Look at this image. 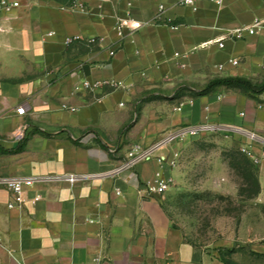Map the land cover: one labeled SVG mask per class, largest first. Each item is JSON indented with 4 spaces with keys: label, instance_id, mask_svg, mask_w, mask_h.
Instances as JSON below:
<instances>
[{
    "label": "crops",
    "instance_id": "crops-1",
    "mask_svg": "<svg viewBox=\"0 0 264 264\" xmlns=\"http://www.w3.org/2000/svg\"><path fill=\"white\" fill-rule=\"evenodd\" d=\"M14 1L17 7L0 13V150L24 143L20 152H0V176L95 177L34 186L24 197L40 199L20 209H8L12 198L0 189V264H206L160 197L138 192L159 169L157 156L172 177L174 145L115 176L106 173L133 145L147 147L180 126L209 123L264 136V92L220 86L197 94L219 78L264 81V0H202L195 12L178 0H83L84 13L63 0ZM159 5L165 11L157 18ZM118 21L139 27L118 35ZM256 23L253 35L231 38ZM75 36L97 43L66 46ZM81 80L106 84L75 92ZM229 135L259 159L256 201L263 205L264 145ZM259 220L247 219L245 237L242 221L237 241L264 254Z\"/></svg>",
    "mask_w": 264,
    "mask_h": 264
},
{
    "label": "rangeland",
    "instance_id": "rangeland-1",
    "mask_svg": "<svg viewBox=\"0 0 264 264\" xmlns=\"http://www.w3.org/2000/svg\"><path fill=\"white\" fill-rule=\"evenodd\" d=\"M239 145L224 133L203 134L174 144L172 183L159 196L174 228L201 251L206 264H264V254L237 241L242 221L240 233L245 237L247 219L260 218V227L264 218V204L246 196L253 189L252 180L244 181L233 167L245 157ZM248 167L255 174L256 166L249 163Z\"/></svg>",
    "mask_w": 264,
    "mask_h": 264
},
{
    "label": "built area",
    "instance_id": "built-area-1",
    "mask_svg": "<svg viewBox=\"0 0 264 264\" xmlns=\"http://www.w3.org/2000/svg\"><path fill=\"white\" fill-rule=\"evenodd\" d=\"M67 3V7L71 10H76L80 13H84L86 11L85 4L83 0H63ZM202 0H178L177 6L184 7L190 9L192 12H195L198 8V4ZM215 4L219 5L220 1H213ZM18 3L14 0H0V13H9L13 8L17 7ZM165 11V7L163 5H159L157 7V18ZM257 26V23L254 24L249 29H236L234 30L230 36L232 39H241L243 37V32L247 35L254 34V28ZM139 27L138 24L128 27L124 21H118L116 24V32L118 35H122V31L124 28L129 30H134ZM168 28L171 30H177L178 25L169 24ZM84 42L87 45L96 44V39L89 38L86 40H81L79 37H69L66 38L64 43L65 45H71L73 43ZM218 48H222V42H217ZM112 55L113 53H109ZM231 65H236L237 62L232 60L230 61ZM221 69V66H218V70ZM106 84V81H87L81 80L78 82L73 90L75 92L84 91L88 93H93L99 90L103 85ZM110 85L114 87L120 86V83L109 82ZM98 98L96 101H100ZM25 111L23 106L18 107L16 109V113L18 115H22ZM244 133L246 134L251 141H255L264 145V136L255 135L253 133L243 132L236 128H224L214 124L209 123H198L193 125H185L174 128L172 130L164 132L153 144L147 147H141L138 145H133L125 154L124 160L119 163L117 167H115L109 173H106V176L111 177L119 174L122 171L129 170L134 167L136 164L143 162L149 158H151L154 152L158 150H164L172 145L183 141L184 139H190L194 137H198L203 134H215V133ZM239 152L245 156L254 166L259 165V159L256 158L251 151L246 146H241L239 148ZM156 162L159 165V169L155 171L152 177L138 186V192L143 193L145 196H160L167 188L170 187L172 183V178L169 175H166L160 168L164 162V156H157ZM173 162L169 163V166ZM94 175H74V174H44V175H34V176H0V189H3L7 193L10 194L12 200L6 204L8 209L17 208L20 209L24 206L25 203L34 204L40 198L38 195H34L31 199H26L24 197V193L27 189H31L34 186L40 185H49V184H58V183H67L72 185L77 182H83L88 179L94 178ZM262 249L264 251V242L262 243ZM97 264V261H95Z\"/></svg>",
    "mask_w": 264,
    "mask_h": 264
},
{
    "label": "trees",
    "instance_id": "trees-1",
    "mask_svg": "<svg viewBox=\"0 0 264 264\" xmlns=\"http://www.w3.org/2000/svg\"><path fill=\"white\" fill-rule=\"evenodd\" d=\"M220 86L238 87L252 95H259L264 92V81L260 84H253L243 78H219L209 81L197 94L205 95ZM23 143V141L20 142L17 147L12 150H0V152L9 154L20 152L22 150ZM248 162L252 165V163L246 157H242L240 160H237L234 163L233 167L238 172V174H240L241 178L244 181H247L249 178L252 180L253 189L251 191H248L246 195L247 199L249 200L257 196L259 192V186L257 183L256 172L255 174H252L248 167Z\"/></svg>",
    "mask_w": 264,
    "mask_h": 264
}]
</instances>
